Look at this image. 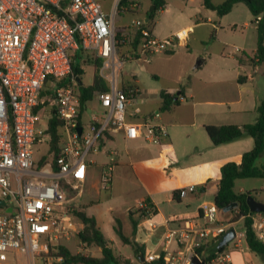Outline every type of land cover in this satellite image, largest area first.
I'll use <instances>...</instances> for the list:
<instances>
[{
  "label": "built area",
  "instance_id": "2783aa9c",
  "mask_svg": "<svg viewBox=\"0 0 264 264\" xmlns=\"http://www.w3.org/2000/svg\"><path fill=\"white\" fill-rule=\"evenodd\" d=\"M132 25V37L119 36L113 16L97 0H0V200L4 202L0 205V264H54L62 260L52 251L83 228L72 216L75 208L68 193L81 190L87 176L86 155L98 150L97 139L104 131L121 128L126 139L143 137L149 144H159L167 135L162 125L127 120V106L139 93L117 86L116 73L124 59L116 50L118 43L137 37L139 53L151 55L174 47L177 36L156 37L142 19L133 20ZM79 48L101 58V71L109 70L102 74L109 89L95 94L103 112L92 114L86 124L78 122L77 76L72 72L71 51ZM47 104L61 121L62 141L54 161L39 166L34 148L48 142L50 135L48 122L46 128L40 126L38 111ZM110 154L99 179L102 190L111 185L115 152ZM194 189L193 184L186 185L179 189V195ZM215 208L214 203L201 205L204 225L186 222L168 231L167 238L181 249L176 255L165 247L166 264H189L194 254L202 260L196 249L228 229V224L217 220ZM250 218L252 231L264 243V212H255ZM242 238L244 230L233 238L237 247ZM157 258L156 253L146 256L147 261ZM203 262L231 264L230 252L218 250Z\"/></svg>",
  "mask_w": 264,
  "mask_h": 264
},
{
  "label": "crops",
  "instance_id": "0c3cea01",
  "mask_svg": "<svg viewBox=\"0 0 264 264\" xmlns=\"http://www.w3.org/2000/svg\"><path fill=\"white\" fill-rule=\"evenodd\" d=\"M221 1L212 0L214 4ZM239 3H235L228 13L220 16L219 21L216 11L212 9L210 13H205L204 19L197 18L192 21L189 18L185 24H173L164 30L159 28L160 19L156 22L151 20L147 28L154 36L163 38L175 34L178 40V44L174 47L157 52L161 54L160 57H156L157 53L145 56L140 54L137 37L134 41H126L125 44L117 46V54L124 59V62L116 73V84L123 90L134 88L139 93L127 106V120L162 125L167 135L159 144H149L143 137L126 139L124 130L121 128L108 131L103 138L101 148L98 147V150L94 151V153L101 152L102 159H87V176L81 190L69 191L74 193L68 198L70 205L94 216L97 226L107 239L108 246L116 255L131 261L134 258L133 249L132 256L128 257L116 253L114 238L108 237L104 230L115 232L114 219L117 217L122 222L124 233L130 235L129 211L140 207V203L146 197H149L155 206L156 213L137 225L133 237L145 245L148 254L161 252L165 254L164 248L167 247L169 251L177 255L181 246L175 240L167 238L168 231L183 227L186 222L196 226L204 225L200 207L203 203H214L220 167L228 161L240 163L242 154L253 146V138L250 136L221 145H213L204 128L206 124L242 125L255 122L257 118L255 107L258 100L264 97V62L250 63L248 60L256 49V25L248 35L246 31L242 33V37L238 40L239 44L234 45L238 47L236 51L232 49V52H229L222 37L225 25L236 26L234 20L228 21L225 16L238 8ZM201 5L206 8L203 0ZM162 7L159 9L162 10ZM246 16L250 15L246 13ZM146 18H148L147 15L142 20ZM252 18H254L253 15ZM223 19L226 24H221ZM243 25L246 30L248 21H244ZM132 30L115 27L119 36L128 38L132 37ZM234 31L230 29L231 33ZM203 42L206 44L202 45ZM201 47L213 51L219 48L211 68L208 67V61L212 60L211 54L208 56L201 54L197 50ZM79 49L71 51L72 60ZM82 51V58L74 59L75 62H79L81 71L82 65L95 57L92 54L89 55L88 51ZM126 64H128L126 73L129 77L124 76L126 74L122 71ZM100 74L109 86L107 78L102 75L101 67ZM76 83H78L77 79ZM162 91L173 95L178 103L167 109L162 108L160 97ZM95 94L93 99L96 107L87 120L84 119L83 112L84 124L88 123L92 114L100 116L103 112ZM136 108H139L138 112H135ZM52 109L53 106L48 112L49 117ZM111 151L115 152L111 185L108 190H102L99 179L103 168L109 162ZM262 161L264 162V157ZM91 168L94 170L91 171ZM235 182L236 192L264 190V181L253 188L240 186L238 189L235 188ZM190 184L195 186L193 191L187 192L184 196H180L179 193L174 194L173 191ZM134 186L140 189V194L136 196L132 205L125 202L118 208L119 210H115L114 205L110 204L105 210L96 204L99 195L104 191L111 199L121 192L130 193ZM233 215L234 213L232 217ZM229 221L223 222L228 224V229L233 227V222ZM237 222H241L243 227L242 216L234 224ZM241 231L243 229H235V234ZM210 238L213 237L208 239ZM76 240L78 246L89 250L87 255L96 257L101 255L102 246L85 247L78 239ZM230 242L225 249L230 252L231 264H264V257L252 252L245 238L240 239L239 247L235 245V239ZM203 252L205 255L206 252Z\"/></svg>",
  "mask_w": 264,
  "mask_h": 264
},
{
  "label": "trees",
  "instance_id": "16d2710c",
  "mask_svg": "<svg viewBox=\"0 0 264 264\" xmlns=\"http://www.w3.org/2000/svg\"><path fill=\"white\" fill-rule=\"evenodd\" d=\"M237 2H243L248 7L251 14L255 18L259 17L256 24L257 29V41L256 49L252 56L248 57L250 63L264 62V0H222L218 4H214L212 0H203V5L206 8L216 11L217 15L222 16L228 13L232 6ZM164 0H152L151 11H147V17L149 22H147L144 27H147L151 20H153L156 10L164 5ZM128 0H119L118 5L121 8L123 5H127ZM126 41H122L117 44V46L125 44ZM83 56L82 49H79L72 60V72L80 78L82 73L79 62H75L74 59H81ZM94 65V72L91 84L85 86L82 83H76L75 91L79 98V124H84L83 112L87 107V103L93 99L96 92L107 91L109 86L107 81L100 74V67L102 64L101 58L94 57L92 59ZM69 79L64 81V84L68 83ZM160 97L162 99V108L167 109L173 104L178 103L177 99H174L173 95L161 92ZM257 112L256 121L249 124H206L204 125L205 131L208 134L213 145H221L244 136H250L253 138V146L250 150L245 151L242 154L240 163L233 161H228L220 167V178L218 180V187L214 194L213 202L218 209H223L225 206L236 203L237 206L231 211L234 213L233 217L229 221L230 223L235 222L239 217H243V230L245 233V242L248 248L257 254L264 257V243H262L255 233L251 229V218L250 215L255 212L250 211L246 203L247 195H252L253 191H243L236 192L234 190V182L239 178H264V162L262 161L264 157V97L260 98L255 107ZM61 121L55 116V110L52 109V114L48 120V133L50 135L49 139V151L53 152L51 161L58 155L62 135H61ZM108 131H104L97 139V145L101 148L103 144V138ZM259 160H261L259 162ZM47 162V157L43 156L38 165L41 166ZM174 194L179 193V190L173 191ZM74 193L68 194V197L72 196ZM144 206L138 207L136 209L129 211V222L131 225V234L126 235L122 228V222L119 218L114 219V231L118 238L124 244H129L133 249L136 262L124 258L121 255H116L112 248L108 246L107 239L104 237L103 233L97 226L94 216L88 215L85 211L74 209L72 211V216L75 220L82 223L83 228L78 233V241L85 247L96 245L104 246L101 248V255L91 256L83 254L82 252H71L66 246L58 244L57 248L53 250L56 255L62 256L60 262H55L54 264H61L66 262V264H166L163 260L164 253L159 254V258L147 261L146 256L148 251L143 243L138 242L133 235L136 233L137 225L144 221L150 214H155L156 209L149 197L143 200ZM222 235V234H221ZM208 239L207 242L202 243L196 252L201 256L202 261H207L212 257L218 250H223L226 245L217 249V243L220 236ZM207 245V247H206ZM203 251L206 252L204 255ZM203 254V255H201ZM143 257V260H141Z\"/></svg>",
  "mask_w": 264,
  "mask_h": 264
},
{
  "label": "rangeland",
  "instance_id": "374dc122",
  "mask_svg": "<svg viewBox=\"0 0 264 264\" xmlns=\"http://www.w3.org/2000/svg\"><path fill=\"white\" fill-rule=\"evenodd\" d=\"M100 2L103 10L110 16H113V22L116 28L120 27H125L128 30L133 29L132 21L135 19H142L144 16H146L147 11L149 9H153L152 7V0H128L127 5L121 6V8L118 5L119 0H97ZM166 4L162 7L163 9H158L156 10L154 14V19L153 22H156L157 19H160L159 28L161 30L166 29L168 26H172L173 24H185L189 18L192 19V21L199 19H204L205 13H210V9L204 8L201 5L202 0H164ZM117 3V11L113 14V6ZM132 3H136L137 6L133 7ZM212 13V12H211ZM246 13L250 16H246ZM242 16V17H241ZM216 17L219 21L220 16L216 14ZM226 20H234V24L236 26H224V42L227 46V50L229 52H232V49L234 45L239 44V38L242 37V33L246 31L245 33H249V31H253L255 27V22L253 21L254 18H252V15L247 8L246 4L243 2L239 3L238 8H235L233 12L225 16ZM224 19L222 20L221 24H223ZM248 21V27L245 29L243 22ZM226 24V22L224 23ZM230 29H234V32H230ZM199 30V28L197 29ZM248 31V32H247ZM200 44V43H199ZM206 44L205 42L202 43ZM201 45V46H202ZM185 49V48H182ZM201 54L204 56H208L211 54L212 60H209L208 67H212L214 65V58H216L215 53L219 48H217L216 51H213L212 49L210 50H205L202 47L197 49ZM92 53H89V55ZM93 55V54H92ZM161 54L157 53L156 57H160ZM156 60H154L155 62ZM153 62V63H154ZM145 64V63H144ZM82 65V64H81ZM128 64L125 65V69H123V73L126 74L124 76L129 77V75L126 73V67ZM93 72H94V65L93 62L90 60L87 63H84L82 65V73L80 75V80L83 85L87 86L91 84L92 78H93ZM109 73L108 69H103L102 74L107 75ZM76 88V86L74 85ZM96 107V102L95 100H91L87 103V107L84 111V119L87 120L89 118V114L95 109ZM51 109V104L44 105L42 109L38 111L39 116L41 117L40 120V126L42 128H46L47 126V119H48V112ZM61 131V129H60ZM62 135V131H61ZM45 156L47 157V162L51 161L53 152L49 151V140L46 143H41L35 146L34 148V157L36 159V162L39 163L40 159ZM86 158L88 160L95 159V160H101L102 159V154L101 152L94 153L93 151H90L87 155ZM93 171L94 168H91ZM264 181V178H240L236 180L235 182V188L238 189L240 186H245L246 188H253L256 186H259ZM135 187V186H134ZM258 192V193H257ZM140 194V189L135 187L130 193L124 194L123 192L118 193L111 199H109L108 193L106 191L102 192L101 195H99L96 204H99V207H102L103 209L106 210V208L110 205L113 204L115 207V210H119L118 208L123 205V203L128 202L129 204H134V200L136 196ZM252 196L257 200V199H262L263 201H260L264 203V190H259V191H254ZM96 202V199H94ZM211 203V202H210ZM90 210V209H89ZM232 212L231 211H223L221 209L215 208V215L216 218L219 222H227L230 220L232 217ZM232 226L236 230H242V223L237 222L232 224ZM105 234L115 240V246H114V251L116 253H121L124 256H132V248L129 245H124L118 238L115 232L113 231H108L104 230ZM77 235L73 236L72 239L70 240H62L60 244L65 245L71 252H77L78 250H81L82 253L89 254V250L87 248H83L77 245ZM231 243V242H230ZM229 243V244H230ZM133 261L136 262V258L134 255Z\"/></svg>",
  "mask_w": 264,
  "mask_h": 264
},
{
  "label": "water",
  "instance_id": "95a60500",
  "mask_svg": "<svg viewBox=\"0 0 264 264\" xmlns=\"http://www.w3.org/2000/svg\"><path fill=\"white\" fill-rule=\"evenodd\" d=\"M152 9L150 8L149 11H151ZM148 21V18H146L144 20V22L146 23ZM77 82L79 84H81V80L77 77ZM77 131L80 134L81 133V126L77 127ZM4 202L2 200H0V205H2ZM246 203L249 207L250 211L253 212H264V203L256 200L252 195H247L246 197ZM237 206L236 203H231L227 206H225L222 210L223 211H230L231 209L235 208ZM8 210H10V208H8ZM235 237V229L233 227H230L229 229H227L221 236L220 239L217 243L216 248L220 249L221 247L227 245L230 241L233 240V238ZM101 246H104V243H101ZM54 248L56 247L55 245L53 246ZM141 260H143V257H141ZM61 264H66V262H62ZM189 264H204V262L202 260L199 259V257L194 254L191 257L190 263Z\"/></svg>",
  "mask_w": 264,
  "mask_h": 264
}]
</instances>
